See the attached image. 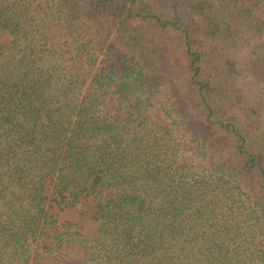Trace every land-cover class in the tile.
Wrapping results in <instances>:
<instances>
[{"label": "trees", "instance_id": "1", "mask_svg": "<svg viewBox=\"0 0 264 264\" xmlns=\"http://www.w3.org/2000/svg\"><path fill=\"white\" fill-rule=\"evenodd\" d=\"M254 88L264 0H0V264H264Z\"/></svg>", "mask_w": 264, "mask_h": 264}, {"label": "rangeland", "instance_id": "2", "mask_svg": "<svg viewBox=\"0 0 264 264\" xmlns=\"http://www.w3.org/2000/svg\"><path fill=\"white\" fill-rule=\"evenodd\" d=\"M241 58H246V54L239 53ZM254 105L262 114L260 124L264 127V92L260 88L253 89Z\"/></svg>", "mask_w": 264, "mask_h": 264}]
</instances>
